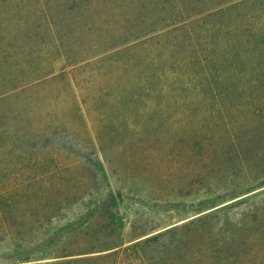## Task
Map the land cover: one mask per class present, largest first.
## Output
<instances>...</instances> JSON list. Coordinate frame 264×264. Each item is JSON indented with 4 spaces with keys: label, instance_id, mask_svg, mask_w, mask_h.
<instances>
[{
    "label": "rangeland",
    "instance_id": "374dc122",
    "mask_svg": "<svg viewBox=\"0 0 264 264\" xmlns=\"http://www.w3.org/2000/svg\"><path fill=\"white\" fill-rule=\"evenodd\" d=\"M68 1L0 0V211L10 215L0 231L42 241L78 228L86 244L76 254L25 261L12 232L0 233V264L114 251L116 264H139L122 259V250L183 222L210 214L203 222L239 232L264 218V129L242 126L252 115L246 105L264 109V49L260 55L234 36V25L248 21L264 30V16L236 21L239 10L264 9V0L201 21L206 0H155L186 14L106 51L92 46L119 23L104 20L112 17L106 9L88 30L82 20L50 24L67 14ZM74 195L83 197L64 202ZM110 195L116 205L101 213L97 204ZM34 237L24 245L33 247ZM104 239L115 243L89 249ZM249 239L240 240L244 252L253 249ZM261 250L237 264H264Z\"/></svg>",
    "mask_w": 264,
    "mask_h": 264
},
{
    "label": "trees",
    "instance_id": "16d2710c",
    "mask_svg": "<svg viewBox=\"0 0 264 264\" xmlns=\"http://www.w3.org/2000/svg\"><path fill=\"white\" fill-rule=\"evenodd\" d=\"M206 1H208V4L211 5L209 7L202 8L200 11V21L209 17L222 18L224 13H227L225 16L226 18H230L229 13L233 7H236L237 9L239 5L242 6L249 0ZM230 1L233 3L223 8V6L228 4ZM68 2L71 3V6L67 8V14L63 13L60 15L58 21H56L57 18L54 17L50 24H53L54 26L66 24L69 28H71L70 26L76 27V25H78L82 20V25L88 30L91 29L92 24L95 23L97 19H100L101 16L106 13L111 14L112 17L107 15L104 19L105 21L115 19L117 22H119L115 26H106V35L103 37V39L100 42L95 41L93 43L92 46L94 48H99L101 51L113 49L124 41L138 38L142 35L151 34L156 32L159 27L181 21V18L184 16V14H186L185 10H187L185 7L177 5L173 6L172 10L169 11L165 5L167 1H161L159 4H157L155 0H69ZM59 7L61 9L62 4H60ZM239 11L240 13L237 16L236 21H241L246 16L249 18L247 20L255 19L256 15L260 17L264 16V9H262L261 6L258 8V10H253L250 14L248 11ZM58 13L60 14V11ZM155 16H157V19H154ZM160 16L163 17L158 19ZM185 17H190V15H185ZM162 18H169V21H167L168 23H164ZM247 20H244V22ZM248 23L249 21L247 22L246 26H240L239 29H237L239 26L238 24L234 25V31L238 33L237 35L233 34L235 36V40L237 39L236 43L242 39L243 44L246 47H250L251 45L254 49V52L256 51V53L260 54L262 52L260 49H264V41H262L264 38V30L262 29L263 27L258 25V23L253 22L249 27ZM179 27L181 29L184 26L180 24ZM93 28L95 29L94 25ZM175 29H177V27ZM222 29L225 31V33L231 32L230 27L228 26H225ZM222 29L218 30V32H220ZM211 30L213 34L217 33V29L212 28ZM93 55H89L87 58L92 57ZM23 72L24 71L22 70L17 72V75L10 74L5 83L18 80L21 78L20 76H24ZM52 73L53 71H50L48 74L51 75ZM46 75H43L42 77H45ZM246 106L249 110V113L252 115L251 118H243L245 122L242 126L244 128L255 127L258 130L264 129V109L261 107L252 106L250 110L249 106ZM235 112H237L238 115L240 114L238 110H235ZM83 189L84 193H87L88 190H90L87 185L83 186ZM42 190L44 191L46 189ZM75 196L76 195L73 197L70 196L69 198L65 199L66 201L64 202L69 204L74 203L76 200L78 201L79 198L83 197V195ZM39 201L42 205L45 202V199L42 200V198H39ZM56 203L57 205L55 204V208H58L63 204V202L59 200H57ZM115 205L116 199L114 196L110 195L108 198L100 200L97 204V207L98 211L102 213L105 210L110 211ZM41 213L42 209H39L38 213L32 212L29 213L28 216L32 217ZM108 213L110 215V212ZM209 215L203 217H211V215ZM4 217L9 218L10 215H3V213L0 211V223L4 222ZM13 217L15 218V216ZM98 217L103 218L102 214H99ZM203 217L188 222H183L142 238L138 241V243L132 244L122 250V259H133V261H136L139 264H237L238 260L242 259V257L248 258L247 254H249L250 257H254L255 260L260 257L262 253L261 249L264 247V218H258L255 216L250 220L249 225H247L245 228L242 227V229L237 232L232 231V229L229 228L222 229L216 226L214 227L212 224H206L203 222L205 221L203 220L205 219ZM36 222H40V219H38ZM132 228L135 229V225H133ZM11 232L12 236H15L13 241L14 249H20V256L24 249V252H27L25 253V256L28 257H22L25 261H28L29 257L39 259L37 258L39 256L59 257L76 254L83 251L84 249H82V246L86 244V240H84L85 237L83 236L84 233L79 231L78 228L71 229L70 231H67L65 234L61 235H55L54 233V235L47 239H43L42 241H40L39 237L37 236L34 237V235H29V232H27V236L26 231H20V229H15L14 231L13 229H10L9 232L5 231L4 229H1L0 231V233L3 234H9ZM247 235L250 237L249 240L252 242L253 247L250 252H244V247L240 245V240L247 238ZM29 236L34 237L31 243L33 247L31 248L30 245L29 247L28 245H24L28 242ZM20 237L22 238L21 240L19 239ZM104 240L105 241H103L101 244L93 245L89 247V249H106L115 243V239ZM116 256L117 252L114 251L95 256L35 262L32 264H81L86 262H91L94 264H116Z\"/></svg>",
    "mask_w": 264,
    "mask_h": 264
}]
</instances>
